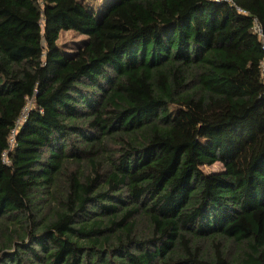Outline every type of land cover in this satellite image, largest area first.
<instances>
[{
	"label": "trees",
	"instance_id": "trees-1",
	"mask_svg": "<svg viewBox=\"0 0 264 264\" xmlns=\"http://www.w3.org/2000/svg\"><path fill=\"white\" fill-rule=\"evenodd\" d=\"M256 24L264 0H0V264H264Z\"/></svg>",
	"mask_w": 264,
	"mask_h": 264
},
{
	"label": "rangeland",
	"instance_id": "rangeland-1",
	"mask_svg": "<svg viewBox=\"0 0 264 264\" xmlns=\"http://www.w3.org/2000/svg\"><path fill=\"white\" fill-rule=\"evenodd\" d=\"M85 2L91 10L96 14H100L105 7L106 0H81ZM86 38L75 32H63L59 38V46L64 52H74L84 43ZM29 106L31 104L29 103ZM30 108V107H29ZM222 170L220 165H215L213 167H206L204 171L208 174L214 172H220Z\"/></svg>",
	"mask_w": 264,
	"mask_h": 264
},
{
	"label": "built area",
	"instance_id": "built-area-1",
	"mask_svg": "<svg viewBox=\"0 0 264 264\" xmlns=\"http://www.w3.org/2000/svg\"><path fill=\"white\" fill-rule=\"evenodd\" d=\"M213 1L230 3L233 0H213ZM254 31H255V33H257L260 36V40H261V43H262L263 59H262V62H261V77H262L263 84H264V32L262 31L261 27L258 24L255 25ZM20 123H21V120L19 121V124Z\"/></svg>",
	"mask_w": 264,
	"mask_h": 264
},
{
	"label": "clouds",
	"instance_id": "clouds-1",
	"mask_svg": "<svg viewBox=\"0 0 264 264\" xmlns=\"http://www.w3.org/2000/svg\"><path fill=\"white\" fill-rule=\"evenodd\" d=\"M21 123H22V119H21ZM21 123H20V124H21Z\"/></svg>",
	"mask_w": 264,
	"mask_h": 264
}]
</instances>
